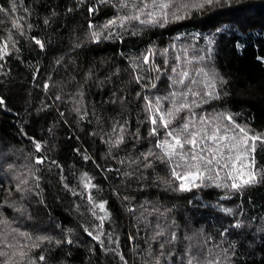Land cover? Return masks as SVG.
I'll return each instance as SVG.
<instances>
[{"label":"trees","instance_id":"obj_1","mask_svg":"<svg viewBox=\"0 0 264 264\" xmlns=\"http://www.w3.org/2000/svg\"><path fill=\"white\" fill-rule=\"evenodd\" d=\"M164 2L176 6L0 0V43L14 41L0 67V147L34 153L38 170L36 190L22 196L0 167V264H195L206 260L197 245L210 264H264V144L249 154L256 183L233 188L222 166L199 161L190 190L172 169L194 170L200 147L168 158L156 146L168 131L184 141L213 132L209 123L222 129L225 116L264 134V0L156 13ZM155 10L159 22L141 23ZM206 64L221 82L200 74ZM225 143L213 147L231 155ZM9 227L20 239H7Z\"/></svg>","mask_w":264,"mask_h":264},{"label":"snow or ice","instance_id":"obj_2","mask_svg":"<svg viewBox=\"0 0 264 264\" xmlns=\"http://www.w3.org/2000/svg\"><path fill=\"white\" fill-rule=\"evenodd\" d=\"M155 2V0H154ZM218 0H198V2L193 5L194 7L197 8H203L205 7V5H211L213 3H217ZM158 7L161 8V10L167 8L169 5L168 4H159L157 5ZM187 7V6H186ZM0 11H4L3 8H0ZM149 16L152 17V19L150 21H141V23H157L159 21H157L155 19V16L152 13H148ZM176 18H182V17H176ZM135 19H139V17H135ZM115 21H109V24H106L104 27L107 28L109 27V25L114 24ZM14 27H16L17 29H20L22 27V25H20L18 22L14 24ZM93 36L98 40L99 39V33H93ZM9 39H11V37H9ZM35 43L37 45H39L40 47H43L44 45L41 43L40 40H35ZM7 49V41L3 42L2 44H0V59H3L4 56L10 55V53L6 50ZM0 67H2V65H0ZM185 76H187V73H184ZM139 79V78H137ZM155 85H153L154 87ZM57 99H59V97H57ZM3 102L0 101V104H2ZM149 107H151V104H149ZM189 107V105L187 104H182L180 106V108L175 109V111H180L182 108H186ZM155 113H159V108H156ZM167 117L171 118L173 116L172 112H168ZM157 118L160 120L161 122V126L164 129H168L169 127V123H170V119H166L165 115H159V117H157L156 115H153L152 117V123L156 124L157 123ZM227 119L231 120V117H227ZM203 123V121H202ZM189 125L187 123L183 124V127L180 129L181 132H187ZM236 129H238V132H236L235 135H231L228 136L227 134H221L220 132V128L217 127L213 132H211L210 134H207L206 136H201V132L197 131V132H192L189 133V137L190 138H186L184 141H182L179 138V134L174 135L172 131H168L167 132V136L171 137V141L169 140H164L160 143H158L156 146L160 149L164 150V154L165 156H167L168 158H172L173 156H178L181 155L177 149H183L185 143H187L188 145H191L193 148H197L199 147L198 145V141H197V137H200L202 140L206 139L209 141H213L214 145L218 144L221 141H227L228 143H225L223 145L224 148H228L230 152H232L231 155L225 156L223 154V152L221 151L220 148L217 147H212L209 149V155L212 156L213 158H208V156L203 155L204 152V148L200 147L199 152H193L192 156H191V160L192 161H198L196 164L191 165V168L194 169L192 171H188L185 173V175L182 177L180 175V173L176 172L175 168L172 169L173 174L175 176V179L177 180H181V179H191L193 181H195L196 179L201 178L200 172V163L199 161H203L205 163V165H215V166H222L223 169L227 170L226 174L227 176H229L230 178H232L233 183L231 184V187L233 188H241L243 186H247L250 184H254L257 182L256 180V174L255 171L253 169V165H254V156L252 157V162L246 164V161L248 160V156L250 153H253L255 151V147H256V142L259 141L260 143L264 144V136H258L256 134H249L248 131L245 128L240 127L239 125L235 126ZM122 131V129H121ZM235 131V129H234ZM152 134L156 135V129L153 128L152 129ZM123 137L121 136L120 139L116 140L114 143L115 144H119L122 141ZM249 141H251V143H249ZM36 148L39 150L40 145L37 144ZM148 155H152V153H149ZM215 157H219V159H215ZM183 158V157H181ZM145 159H147V157H145ZM38 163H42V160H38ZM237 164L240 165L239 168H237ZM147 166V165H146ZM177 167H179V165H177ZM247 167L248 168V172L246 173L247 178H243V176L245 175L243 173V169ZM208 171H213V168H208ZM235 173V175H234ZM218 175V173H217ZM241 177V183H236V178L237 177ZM209 179H211V177H209ZM22 183H27V180L22 181ZM88 186V185H86ZM181 190H190L188 188H186V186L184 184L179 185ZM98 207L103 211L105 209V205L103 203L99 204ZM103 219V218H101ZM162 233H157V235H161ZM70 243V241H69ZM3 253H0V255H2ZM21 257L24 256V252L21 251L20 252ZM41 260H44L45 258L43 256H40ZM189 264H191V261H189ZM215 264V262H214Z\"/></svg>","mask_w":264,"mask_h":264},{"label":"rangeland","instance_id":"obj_3","mask_svg":"<svg viewBox=\"0 0 264 264\" xmlns=\"http://www.w3.org/2000/svg\"><path fill=\"white\" fill-rule=\"evenodd\" d=\"M140 1H153V0H132L133 4H138ZM198 2V0H173V5H169L167 8L161 10L159 9L158 12H156V10L154 12H152V14L154 15L155 12L161 15H174V14H180V13H184L186 10H190L193 8V5H195ZM164 4H166L164 2ZM187 6V7H186ZM11 37V36H9ZM5 38L3 42L7 41V51L9 52L12 48V42L13 38L11 37V39ZM0 43V44H2ZM186 45H188V43H186ZM5 58V56L3 57V59ZM3 59H0V65ZM200 74L203 76H209L211 77L213 80L217 81V82H221V77L220 75L212 68L210 67L209 64L203 65L199 68ZM227 117L229 116H225L224 119L226 120ZM219 119L216 118L217 121H221L223 120V117ZM222 125V129L221 126L215 123H209V126L215 130L217 127L220 128V132L221 134H227L228 136L231 135H235L236 132H238V129H236L235 127H228L225 123ZM226 126V127H225ZM226 128L223 131V128ZM242 128H245L248 133L251 134H256V133H252L247 127L245 126H240ZM235 129V131H234ZM257 135V134H256ZM206 136V135H203ZM258 136H264L263 135H258ZM259 142V141H258ZM210 143L209 145H207L206 147L203 146L204 150H209L210 148L213 147L214 142L213 141H209L206 139H200L198 141V145L199 147H202V144H207ZM249 143H251V141H249ZM191 146V145H190ZM218 148V147H217ZM186 153L189 152L188 148L185 150ZM208 156L209 153H208ZM212 157V156H211ZM213 158V157H212ZM217 157H215L216 159ZM248 160H249V156H248ZM246 161V164L249 163V161ZM0 167L4 168L6 172L3 171V173L1 174L2 176H8L10 177V179H12L13 181L16 182L17 187L20 189V192H22V196L25 195H29L34 193V191L36 190L35 183L38 177V170H37V163H36V157L34 156V153L30 152V151H26V150H22V149H7L5 147H0ZM240 166L238 165L237 168H239ZM217 172H220V168L216 169ZM248 172V168L245 167L243 169V173L245 174L243 176V178H247L246 173ZM235 175V173H234ZM218 177H222V174L218 173ZM238 178L241 179V177L238 176ZM27 180V183H22V181ZM184 180V185L189 186V179H183ZM191 180V179H190ZM197 180V179H196ZM195 180V181H196ZM193 181V180H192ZM193 181V182H195ZM16 210L20 211L22 209L21 206H16ZM17 233L19 234V230L18 228H14V227H9L5 233V236L7 237V239L9 240H13V239H20L17 235ZM195 243V241H193V244ZM204 245H197L194 248V251L199 252L198 256H200L204 260V262L200 259L197 258L195 264H207L213 260L212 256L207 255L208 254V250H206L205 256H201L204 254L203 250L204 249ZM213 263V262H212Z\"/></svg>","mask_w":264,"mask_h":264}]
</instances>
